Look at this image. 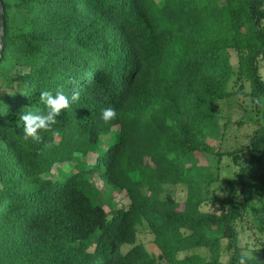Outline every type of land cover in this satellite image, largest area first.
<instances>
[{
  "label": "trees",
  "instance_id": "1",
  "mask_svg": "<svg viewBox=\"0 0 264 264\" xmlns=\"http://www.w3.org/2000/svg\"><path fill=\"white\" fill-rule=\"evenodd\" d=\"M1 1L0 264H264V0ZM235 72L259 126L214 153L205 138ZM42 90L80 95L57 135L25 142ZM211 154L235 165L214 188ZM171 184L184 203L162 196ZM108 190L127 203L107 211Z\"/></svg>",
  "mask_w": 264,
  "mask_h": 264
},
{
  "label": "rangeland",
  "instance_id": "2",
  "mask_svg": "<svg viewBox=\"0 0 264 264\" xmlns=\"http://www.w3.org/2000/svg\"><path fill=\"white\" fill-rule=\"evenodd\" d=\"M232 62L236 71L237 58L235 56H232ZM23 71L24 68L21 67H15L12 70L13 74H18ZM229 90L236 92V94L216 105V123L213 128L208 129L205 138L214 153L236 150L242 146H246L259 126L256 120L257 116L250 107L252 104L248 96V92L250 91L248 82L238 78V74L235 72L231 77ZM201 163L215 174H218L222 179L215 183L212 188L216 185H224L225 180L231 177L232 171L235 169L234 162L227 156H223L219 161L218 156L211 154L208 157H201ZM95 181L100 189L105 188L102 180L98 176L95 177ZM107 192H110L109 196L106 195L103 198L107 211L110 210L111 203H119V205L127 203L125 191L108 190ZM162 196L164 198L173 197L177 202L184 203L187 197V188L181 184L165 185ZM137 243L145 245L153 255L157 257L160 255L159 250L154 245V236L145 225L138 227ZM192 253H199L210 258V254L204 249H196ZM185 255H188V253L183 254V256ZM158 264L167 263L159 260Z\"/></svg>",
  "mask_w": 264,
  "mask_h": 264
},
{
  "label": "clouds",
  "instance_id": "3",
  "mask_svg": "<svg viewBox=\"0 0 264 264\" xmlns=\"http://www.w3.org/2000/svg\"><path fill=\"white\" fill-rule=\"evenodd\" d=\"M79 93L74 92L70 97L66 96L62 91H57L53 94L51 91H40V102L47 109L45 114H35L33 112L25 113L21 119L25 123L23 140L26 142L29 139L39 142L41 132H52L53 135L58 133L54 131L53 126L57 123L63 110L71 107V102L79 99ZM101 119L108 122L116 117V111L112 108H104L101 110ZM249 257L242 255L239 257L237 264H247Z\"/></svg>",
  "mask_w": 264,
  "mask_h": 264
},
{
  "label": "water",
  "instance_id": "4",
  "mask_svg": "<svg viewBox=\"0 0 264 264\" xmlns=\"http://www.w3.org/2000/svg\"><path fill=\"white\" fill-rule=\"evenodd\" d=\"M0 11H1V43L4 40V25H5V15L2 1L0 0Z\"/></svg>",
  "mask_w": 264,
  "mask_h": 264
}]
</instances>
